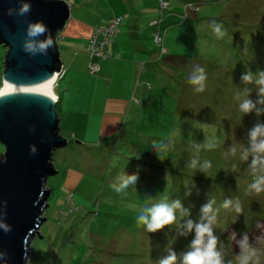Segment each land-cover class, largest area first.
Here are the masks:
<instances>
[{"label":"rangeland","instance_id":"rangeland-1","mask_svg":"<svg viewBox=\"0 0 264 264\" xmlns=\"http://www.w3.org/2000/svg\"><path fill=\"white\" fill-rule=\"evenodd\" d=\"M64 1L70 9L73 4L71 17L87 20L118 15L121 5L126 16L138 14L144 50L120 56L131 64L145 61L127 77L133 97H138L130 119L141 107L154 106L156 115L143 113L137 129L130 120L120 139L100 145L77 144L81 140L73 133L78 127L67 130L59 123V134L68 144L53 152L56 173L47 179L45 220L26 264H160L171 253L176 256L173 264H184L185 254L193 250L195 225L201 223L211 227L222 264H239L246 253L251 256L248 264H264V185L260 192L252 187L264 178V153L251 150L249 135L257 124L264 125V85L256 83L264 59H253L259 47L245 51L252 52L249 82L236 73L237 62L229 55L238 37L255 31L264 35V0H201L199 13L183 25L178 21L184 0ZM161 1L169 2L167 10L159 7ZM171 11L169 28L166 22L158 27L163 36L159 46L146 27L148 16L163 18ZM241 23H252V29ZM216 25L223 35L215 32ZM60 52L63 61L66 56ZM5 54L0 44V89ZM158 55L162 58L152 64ZM201 74L203 91H197L201 85L192 78ZM89 83L94 77L89 76ZM245 100L255 105L247 113L240 110ZM150 121L152 127L145 129ZM206 161L209 167H204ZM162 179L168 181L164 187ZM175 201L181 208L175 210L174 223L149 232L139 221L148 208ZM206 205L211 206L208 212L203 211ZM207 239L206 234L205 243Z\"/></svg>","mask_w":264,"mask_h":264},{"label":"water","instance_id":"water-1","mask_svg":"<svg viewBox=\"0 0 264 264\" xmlns=\"http://www.w3.org/2000/svg\"><path fill=\"white\" fill-rule=\"evenodd\" d=\"M24 4L30 11L19 15ZM70 17L64 0H0V44L6 47L3 81L19 87L51 79L55 84L63 72L58 40ZM35 23L46 31L29 37L27 29ZM48 39L52 44L41 51L38 45ZM26 42L37 45L35 53L25 50ZM57 101L30 90L0 94V253L6 254L0 264H26L45 220L47 179L56 173L53 152L68 144L59 134Z\"/></svg>","mask_w":264,"mask_h":264},{"label":"crops","instance_id":"crops-1","mask_svg":"<svg viewBox=\"0 0 264 264\" xmlns=\"http://www.w3.org/2000/svg\"><path fill=\"white\" fill-rule=\"evenodd\" d=\"M115 15L113 12V15L106 18L90 20L72 16L60 33L59 40H62L59 49L66 57L62 61L63 72L55 83L54 92L58 100L56 109L59 123H63L64 128L68 130L78 127L73 133L81 140L76 141L77 144H111L120 139L131 120L130 114L138 109V97H133L135 89L127 84V77L130 73L133 76L137 69L143 67L145 61L131 64L120 59L121 52L129 54L131 51L132 54H138V51L144 50L139 44L141 40L138 14L134 12L126 16V11L123 13L124 20L110 46L111 52L118 55L101 61V69L97 75L88 70L90 59L87 45L90 38L97 27ZM151 53L148 52L149 58ZM89 76L94 77L93 84L89 83ZM84 114L86 116H82Z\"/></svg>","mask_w":264,"mask_h":264},{"label":"clouds","instance_id":"clouds-1","mask_svg":"<svg viewBox=\"0 0 264 264\" xmlns=\"http://www.w3.org/2000/svg\"><path fill=\"white\" fill-rule=\"evenodd\" d=\"M11 9H9L8 14L12 15ZM30 11V5L24 4L18 10L19 15H24ZM46 31L45 26L42 23H35L30 24L27 29V35L29 37H35L37 35L43 34ZM215 32L218 35H223L220 32V25H216ZM52 44V40L48 39L46 42H41L38 47L41 51L45 50L49 45ZM25 50L35 53L37 50V45L32 42H26ZM203 69H200V72L203 73ZM205 79L204 75L201 74L200 76L193 77L192 83L200 84L201 87L197 89V91H203L202 81ZM245 81H251L252 75L251 73L245 74L243 76ZM257 84L264 85V72L259 73V79L256 81ZM260 93L264 94V87L260 88ZM264 103V100L260 101ZM255 108V105L250 100H245L243 103L240 104V110L242 112H250ZM260 109H257L259 112ZM250 141H251V150L255 153H264V125L257 124L251 131H250ZM259 138V139H258ZM34 151V149H33ZM246 158V157H245ZM253 163L255 164L256 161L254 160ZM193 166H195V161H193ZM210 163L208 161L205 162L204 167H209ZM127 183V182H125ZM261 185H264V178L258 180L255 184L252 185L253 188L257 192L262 190ZM225 207L228 206L227 202L224 205ZM181 208L180 202L175 201L171 204L168 203H158L151 208H148L146 215H140L139 221L146 225V228L149 232H155L166 225L172 224L176 220L175 210ZM211 206L206 205L203 211L208 212ZM239 211V208H237ZM214 219V217L212 218ZM187 227L189 230L192 229L193 224L192 221L189 220L187 223ZM9 229L5 226V231ZM196 231V238L192 242L193 250L186 253L184 256V264H222V258L218 251H216V238L212 235V230L209 224H197L195 225ZM207 234V243H205V235ZM246 241L241 243V248L245 247ZM6 254L0 253V260H4ZM251 256L249 254H243L239 264H248ZM176 260V256L174 253H171L166 258L160 261V264H173Z\"/></svg>","mask_w":264,"mask_h":264},{"label":"trees","instance_id":"trees-1","mask_svg":"<svg viewBox=\"0 0 264 264\" xmlns=\"http://www.w3.org/2000/svg\"><path fill=\"white\" fill-rule=\"evenodd\" d=\"M185 2L183 3L184 4V7H183V14L181 13V14H179L180 16H181V18H180V21H178V23L180 24V25H183V24H185L186 22H189V23H191L192 21L190 20V15H197L198 13H199V11H200V4H201V0H184ZM205 1H212V0H205ZM119 2H121V1H119ZM164 3V4H163ZM121 4H123V3H121ZM168 5H169V2H167V1H161V2H159V7L161 8V9H166L167 7H168ZM168 9V8H167ZM166 9V10H167ZM188 10L189 11H191V12H189V14H188ZM125 12V10H124V5H121L120 6V11H119V14L118 15H115V16H113L112 18H110L109 20H108V22H105V24H103V25H107V24H109L111 21H113V20H116V19H118L119 20V24H118V26H117V31H116V33L118 32V30H119V25L121 24V22L124 20V17L123 16H125V15H123V13ZM173 12L171 11V12H169V14H167V15H165L163 18L162 17H159L158 19H152L150 16H148L149 18H148V21H147V24H146V27L148 28V31H149V33H150V35L152 36V38H153V41L157 44V45H159V46H162V43H163V36L161 35V32H160V30H159V28H160V26L164 23V22H166V26H167V28H169V24H170V17L173 15L172 14ZM151 15V14H150ZM169 23V24H168ZM241 24H243L242 26L243 27H247V26H250V28L252 29V27H251V25L250 24H252V23H247V24H245V23H241ZM264 26V25H263ZM159 27V28H158ZM255 28V27H254ZM256 29V28H255ZM257 29H261V28H257ZM263 31H264V29H262ZM166 31V30H165ZM164 31V32H165ZM250 32V31H249ZM116 33L113 35V37H112V40H111V43L109 44V46H108V48H109V51H110V57H108V58H106V59H103V60H99V63H101V61H104V60H107V59H110V58H112V57H116L118 54L117 53H115V54H113L112 52H111V50H110V46H111V44L113 43V39H114V36L116 35ZM257 35H258V31H257V33H256V31H255V33H252V32H250V35L248 36V37H238V40H237V47L236 46H233V49H232V53H230L229 55H231V58L233 59L232 60V62L233 61H235L236 60V62H237V64H235V66H236V73H241L242 74V76L244 75V74H248V73H250V69L251 68H253V66L251 65V58H252V52H253V49H254V47H259L258 48V50H257V52H256V56L254 55L253 56V59H254V61H257V60H263L264 59V57H263V55H264V35L263 36H259L258 35V38L257 39H255L256 37H257ZM157 38H158V40H157ZM236 40V39H235ZM234 40V41H235ZM233 41V42H234ZM255 41H256V44H255ZM238 50V51H237ZM247 50H250V51H252L251 53H250V55H247V54H245V51H247ZM236 51L238 52V53H236ZM242 53H244L243 55H242ZM164 54V52L162 53V54H160V55H163ZM160 55H158V57L157 58H155V59H153V60H151V61H153L152 62V64H154V61L155 62H157V61H159L162 57L160 56ZM152 56V55H151ZM178 57H180V56H177V58ZM185 57V56H184ZM186 59L188 58V59H193V58H191L190 56H188V57H185ZM170 59L168 58L166 61H169ZM150 62V61H149ZM199 62V61H198ZM178 64V63H177ZM260 67H262V71H264V66H260ZM259 68V67H258ZM253 77H254V79H256V78H258V76H257V74H255V75H253ZM151 85L150 84H146V88L147 87H150ZM262 101V100H261ZM153 110H154V106H151V108H148V107H144V110H143V108L141 107V110H140V113L139 114H137L136 115V117L135 118H133L132 119V121H133V123L135 124V126H134V129H137L139 126H140V123L139 122H142V115H143V113L145 114V115H148V116H151V114H153L154 116L156 115V113H153ZM157 117V116H156ZM144 120V119H143ZM152 123H153V121H150V122H148V124H146L145 125V129H148V128H150V127H152ZM139 130V129H138ZM138 130H137V132H138ZM162 181V183H163V187L165 186V184H168V181L166 180V179H162L161 180ZM165 183V184H164ZM149 185V184H148ZM161 186V187H162Z\"/></svg>","mask_w":264,"mask_h":264},{"label":"built area","instance_id":"built-area-1","mask_svg":"<svg viewBox=\"0 0 264 264\" xmlns=\"http://www.w3.org/2000/svg\"><path fill=\"white\" fill-rule=\"evenodd\" d=\"M119 20H113L107 25H101L94 30L92 37L87 45V53L89 56L88 70L91 74L100 71L101 66L99 60L110 57L109 44L113 35L117 31ZM158 40V38H157Z\"/></svg>","mask_w":264,"mask_h":264},{"label":"bare ground","instance_id":"bare-ground-1","mask_svg":"<svg viewBox=\"0 0 264 264\" xmlns=\"http://www.w3.org/2000/svg\"><path fill=\"white\" fill-rule=\"evenodd\" d=\"M53 84H54V80L51 79L49 81L43 82L38 85L29 86V87H19V86L10 84L7 81H4V84H2L3 86L0 89V94L11 92V91H16V90H30V91L41 92V93L50 95L52 97H55V93L53 91Z\"/></svg>","mask_w":264,"mask_h":264}]
</instances>
